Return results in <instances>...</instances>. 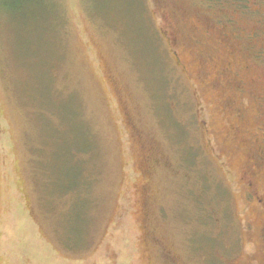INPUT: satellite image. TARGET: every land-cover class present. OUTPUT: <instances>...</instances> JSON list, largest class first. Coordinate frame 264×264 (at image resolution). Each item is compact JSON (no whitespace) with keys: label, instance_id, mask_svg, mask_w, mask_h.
Masks as SVG:
<instances>
[{"label":"rangeland","instance_id":"1","mask_svg":"<svg viewBox=\"0 0 264 264\" xmlns=\"http://www.w3.org/2000/svg\"><path fill=\"white\" fill-rule=\"evenodd\" d=\"M242 1L0 0V264L262 256L221 111L252 105Z\"/></svg>","mask_w":264,"mask_h":264},{"label":"flooded vegetation","instance_id":"2","mask_svg":"<svg viewBox=\"0 0 264 264\" xmlns=\"http://www.w3.org/2000/svg\"><path fill=\"white\" fill-rule=\"evenodd\" d=\"M260 5L264 8V0L260 3L252 1L250 4L239 2V13L249 11L254 17L260 11ZM254 27L253 25V29L246 34V37L251 39V43L241 44L236 49L244 64L247 62V67L252 69L250 87L246 89L241 81L237 90L247 96L252 101V105H245L244 102L242 105H223L221 111L226 116L236 118L227 125H229V134L238 140L245 157L246 167L241 170L240 175L244 186V197L246 202L251 204L254 216L264 217V79L259 81L264 74L258 72L260 68H264V37L260 39V31L254 30ZM239 36L241 37V33ZM253 40L258 42L261 40V44L258 45ZM262 225L260 234L263 243V248L260 249L262 256L247 255L248 264H257V262L264 264V224ZM231 264H234V260Z\"/></svg>","mask_w":264,"mask_h":264}]
</instances>
